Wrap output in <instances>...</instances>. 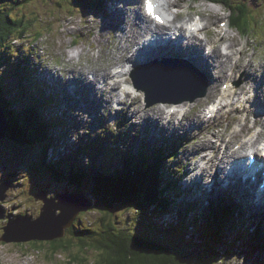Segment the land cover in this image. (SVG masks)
<instances>
[{"label":"rangeland","instance_id":"374dc122","mask_svg":"<svg viewBox=\"0 0 264 264\" xmlns=\"http://www.w3.org/2000/svg\"><path fill=\"white\" fill-rule=\"evenodd\" d=\"M175 1L176 3L173 8L170 9V11L173 16L179 15L176 18L180 19V17H182V20L187 17L188 19L191 18L195 13H200L203 15L204 19H206L203 20V22L206 23V25L208 24V38L210 39L209 42H213L218 37H223V39L232 43L235 50L234 56L238 55L237 49H239L243 43L246 44V47L243 50V56L245 59L246 57H251L253 69L257 73L253 75L251 84H249L250 89L255 91L254 87L252 86H254L257 82H260L261 79H264V0H245L251 7L254 8L253 10H255L254 13L256 15V28L254 32L256 35H241L232 26L220 34L216 22L222 18L226 19V17L231 15L229 14V8L224 4H222V6L212 5V3L210 4V2L205 0ZM124 3V1L119 2V4L123 7L129 6V10H127V12H133L134 8H140L141 10V2L140 5L137 3V6L135 4L132 6L127 2L125 4ZM3 6L5 8H9V14L12 18H18L19 16H22L23 24L27 25L26 29L28 30V34H24L22 38L16 39L14 42H10V44L8 42L6 54H3V60L0 59V79L8 84L7 91L2 92V95L7 94L9 97H12L13 95L17 94V86L21 85H15L16 78L14 68V64L16 63L20 54L27 56L26 59L21 58L19 60L20 64L24 66L23 62L27 63L28 70L34 72H38L39 70H37L34 65L33 70L31 69V66H29L30 61L34 62L35 60H38L33 53L35 52L37 56L40 53L43 54V59H45V62L38 60L39 65H41L43 68L49 69V75L52 74V70H58L55 73L57 78L60 79L61 76V78L64 80H66L68 77V73H64L62 69L64 62L67 59V57H65L67 54L73 57V61L76 65H78V68L81 65H86L91 71L101 69L103 66L107 68V71L109 70V67L113 64L114 60H108V48L112 47V55L118 54L119 59L117 61L121 60L120 57L122 55L119 53L120 50L117 49V43L114 39L120 34L121 29H124V26H122L121 20H117L119 16L117 14H113V7L110 3H108V6H105L104 4V8L106 7V9L109 11H106L107 15L105 16L102 15L101 8L96 7L93 9L92 3L86 4L87 8H84V11H81L79 7L73 8V0H6ZM210 6L216 8V11L210 10ZM81 20L90 22L91 30L99 32L101 34L100 38L98 39L95 37V34L92 33L89 36V39H84V37L80 34L79 25L75 26L76 23L80 24ZM125 23V27L132 26L128 18L125 19ZM75 28H78V33L81 36L75 35L77 34L75 32L77 29ZM73 32L74 34H72ZM37 33H39L40 36L34 37ZM204 33L205 30L202 34H200V36L203 37ZM77 37L79 41L74 43V40ZM71 40L72 45H69ZM123 42L124 38L121 39L120 44L122 45ZM130 44L131 43H127V48L130 46ZM208 46H210V44H208ZM206 49L207 51L209 50L208 47ZM123 53H125V50ZM229 67L231 68L232 66ZM229 67H227V70ZM230 68L229 72H233V75H236V82H234L232 87L237 88L239 83H241L242 78L245 76L244 70L241 69L237 72L236 67L235 71ZM32 76L33 73H30V77ZM222 82H224L223 79L218 81V90ZM206 83L208 87L209 81L207 78ZM262 87H264V83H262ZM199 90L200 87L185 90L181 92L180 95H196ZM245 93H247L246 96L254 94V92H249V88ZM245 93L243 95H245ZM261 93L264 94V91ZM230 96L231 100L233 95ZM52 98L53 97H50L48 105H45V108L47 111H57L58 117H48L43 109L42 110L44 112H41V119L43 122L49 123L50 120V124L52 123L51 129L49 127H46L45 129V135L48 138L47 140L51 139V142H53V146L46 150V160L48 162L55 164L59 158L63 157L70 160L74 159V161L84 166L85 169L90 172L92 167H102V165H104V167H112L113 169L120 170L123 160L127 155H130L133 159L138 158L141 161L144 157L148 158V160H151L152 154L155 153L153 150L156 148L150 146L146 150H140L141 147L137 145L138 141H134L133 139L135 137L132 135L134 132H137V135H139L137 137H141L144 128L147 127H144L145 123L143 119H136L134 117L131 118L129 115L128 119L124 123L118 124V134L120 135L122 132L123 135H126L125 139L118 141L112 132L107 131L105 126L91 127L90 124L88 125L86 123L77 125V120L75 117L70 114H65L63 111H61L60 109H63L62 103H60L58 100L53 102ZM26 99V102L28 103L29 98ZM157 99L158 95H150L151 101H156ZM194 101H198V98H195L192 102ZM254 101L255 98H252V101L250 102L252 109L250 111L243 110V108L240 107V104L235 105L234 108L238 110L235 113L239 115V118L235 116V118H238V120L234 119L230 123L229 127H227V123H225V126L223 125L225 117H221L222 119L219 123H216L218 119H215L217 117H214L205 121L201 128L196 125L193 126V130L199 132L201 135L200 138L202 139V142L211 141L212 143L210 148L205 149L204 152L200 151V154L204 156L206 153L212 150L215 155L219 151H223L225 142L228 141L226 138L223 140L222 136L224 133L226 134L227 132H231L235 129L244 128L243 135H247V131L253 129L251 126L254 123L257 113L261 112L259 111L258 107H253ZM159 103L161 104L164 102ZM195 103H198V107L188 111L186 116H184L182 119L185 124H188V121L195 117L199 110L202 111L206 107L204 106L205 102L200 103L198 101ZM156 104L158 103L147 106L146 103H141L138 108L136 105H134L137 116L144 115V117L148 118L150 123L147 124H149V127L150 125L156 124V122L154 121L155 119L151 118V114H145L147 110H143V108L152 107ZM168 104L171 103H165V105ZM200 104H203L202 106L204 107L200 106ZM17 106H22V103H13V107L16 108ZM156 107L160 108L164 106L156 105ZM245 117L248 118L247 122L244 120ZM121 119L122 115H118L115 122L120 121ZM262 120H264V115ZM59 121H65L66 125L60 126L57 124ZM173 122L176 121L173 120ZM255 124H259L258 127L262 130V132L259 133V137L261 138L264 135V129L261 127V120L259 119L258 121H255ZM156 127L155 128L158 131H164L163 128L159 127V123ZM158 133L159 132L155 131V134L152 136L158 142L157 148L161 149L162 155L167 158L160 167V173L163 171L165 172L164 179H161L158 184L159 186L165 185L167 180L171 181L172 183H177L170 191H166L164 193V196L171 194L172 196L177 197V202L173 205L168 204L167 211L156 210L154 212L152 217L154 222L160 224L159 226L161 228L156 227V230L160 232H155V230L150 232L146 230L144 226H142V229L139 226L135 228L130 226V223L134 222V220L131 219V216L133 214L135 215V212L133 211L130 214H124L125 211L117 212V214L114 215V218L119 217V219L115 225L117 227L127 226L128 228H132L137 233H140L143 230L144 233L148 232L152 236L160 237V234H164L162 228H167L172 224L175 225L174 223H176V221H180V219L185 217V242L180 241V243L173 244L171 241L167 240V238L172 239V237L166 236V234H164V239L162 241L165 243L169 242L168 245L178 251L181 249L178 247L183 246L184 250L189 252L191 257H200L202 255H199L200 252L208 251L209 244L213 243L211 241L200 242L199 233L204 226L201 224V220L207 218L209 210H213V213L215 210L218 213V216L222 217V211L218 208L220 199H216L212 207L207 204L206 200H190V190L188 189L187 181L190 179V176L188 175L187 177H183V173H176L172 175V173H170V171L167 169L168 166L171 167V170H173L172 167L175 166H180L184 169H187L185 153H187V150H189L190 146L195 145L197 140L192 139L188 142L190 145L185 146L181 143V136L179 143L178 138L172 136L171 131H168L166 133V138L168 137L171 140L175 139L177 145L179 148H181L177 150L175 155L172 157V160H170L168 157L170 150L166 145L161 143L162 135L161 133ZM215 133H218V135ZM244 136H240L236 142H241ZM219 141L222 142L220 143ZM99 145H101L102 149H104V153L102 154L97 153ZM129 146H131L132 149L131 153H128L126 150V147ZM75 151H79V153H75ZM149 152H151L150 155ZM40 155L41 150L36 146L20 145L6 138L0 140V181L6 180L4 189L0 188V209L3 214V216L0 217V235L3 233L5 227L8 226L9 222H15V217L17 214L27 212L28 214H31L32 217L36 216L41 204L38 200L33 198V194L38 189L44 190L47 196H51L52 193H56L58 191L62 192L66 183L69 185V182H66L65 180L60 182L61 179L55 176L53 172L45 171L43 169V164H40L39 162ZM102 160H105V162L103 163ZM174 161H177V163ZM182 178L184 180L182 181L181 185L179 184V181ZM211 181L212 180L210 178L208 183H211ZM86 187L87 184L84 177L83 186L81 188L87 192L88 189ZM229 189L235 190V187L231 186ZM217 191L218 190H216V193ZM204 197L206 198V194ZM207 199H213V192L210 193ZM190 202H192L190 205L194 207L193 210H191L192 208L188 204ZM188 206V210H191L190 212H187L186 210ZM100 210L101 209H99V211ZM238 212L239 211L236 207L235 210L230 212L228 217L224 215L226 222L221 225L223 233L228 236L229 243H234H232V245L230 244L231 246L228 248L223 247L224 244L217 246L215 245L213 249L215 251H223L224 254L221 257L214 259L213 254H210V257L207 255L209 260H206V264H264V228L258 227L260 223L264 222V217L256 216L251 210H248V212L244 213L243 216H241ZM118 213H122L124 215L119 216ZM213 213H211V217L209 219L210 221L214 219ZM197 217L198 223L196 222L194 225L192 221ZM97 218H99V212L98 209L93 205L85 211L78 212L72 222L75 221L81 227H90L92 225V221L96 220ZM189 223L193 224L194 227L190 226ZM244 224L249 227V232L251 233L250 239L240 238ZM28 243L29 242L5 243L0 241V264L76 263H66L67 257L65 254L61 255V253L52 254V256H44L42 253L31 250L30 247H28ZM180 252L185 254L183 250ZM189 254H187L186 257L188 256V258H190ZM90 255H93L92 251L87 253V258H90ZM254 257L258 258L259 261L255 260ZM194 264L200 263L197 261Z\"/></svg>","mask_w":264,"mask_h":264},{"label":"trees","instance_id":"16d2710c","mask_svg":"<svg viewBox=\"0 0 264 264\" xmlns=\"http://www.w3.org/2000/svg\"><path fill=\"white\" fill-rule=\"evenodd\" d=\"M5 1L0 0V5L3 8ZM87 1L89 0H73V8H87ZM208 1L224 4L229 8L231 25L236 30L240 32L247 30L249 32L255 31L256 18L251 11L247 12L248 4L246 1ZM9 11L0 13V48L4 47L5 41H7L6 45H8V42L10 44V39L13 35L20 39L24 34H28L27 26L23 24L22 16L12 18ZM36 36H40V34L37 33L34 37ZM36 111L34 107H30L28 111L17 114L5 111L6 116L11 115L8 119H12L9 122L7 137L21 142L29 130H33L34 136L40 140L39 136L42 134V130L36 125ZM14 118L20 121V123H17V120L15 121ZM148 161V158H144V160H140L141 163L139 164L136 159L130 156L124 158L120 170L113 169L112 167H110L112 169L92 170L89 176L86 175L88 180L87 185L91 186L89 189L95 198L94 206L98 209L99 218L92 221L90 227H81L75 221L72 222L66 228L62 237H55L51 240L33 239L29 243L30 249L42 253L44 256H52V254L57 253H61V255L65 254L67 257L66 263L77 262L78 264H87V262L88 264H194L197 261L200 264H206V260H209L207 255L210 257V254H220V251H215L213 248L215 245L226 244V242L225 238L221 236L222 230L218 228L212 229L211 232L206 228L207 233L202 231L200 238L206 234L204 241H211L213 243L209 244L208 251L200 252L199 255H202L198 256L195 260L188 258V256L186 257L189 252L184 251L185 254H182L164 243L163 239L161 240L152 236L148 232L144 233L142 230L140 233H137L127 226L117 227L115 225L119 217L114 218V215L117 212L124 211V214H130L132 211L135 212V215L131 216L134 222L130 223V226L133 228L139 226L142 229V226H144L146 230L152 232L156 231V227L158 228V225H160H154L152 216L158 208L163 210L167 208V202L164 200L162 193L166 191L168 184L163 187H160L158 184L160 180L158 168L161 161L153 159L145 167ZM42 162L44 163V158ZM61 163L64 166L58 168ZM76 163L78 162L60 160L56 167L53 164L46 167L55 176L68 178L72 183L80 186L82 175L85 176L86 169L81 164L79 168L75 169V166H78ZM108 170L111 171L109 172ZM89 178L92 179L91 182ZM98 178L101 180L99 181ZM99 209L101 210L99 211ZM124 214L118 213L119 216ZM217 220L218 216L216 214L213 222L216 223ZM184 225L185 223L177 226L172 224L167 229H163L165 234H168L170 231H177L181 234L185 228ZM89 251L93 252L92 258H87ZM189 256L191 255L189 254Z\"/></svg>","mask_w":264,"mask_h":264},{"label":"bare ground","instance_id":"6f19581e","mask_svg":"<svg viewBox=\"0 0 264 264\" xmlns=\"http://www.w3.org/2000/svg\"><path fill=\"white\" fill-rule=\"evenodd\" d=\"M110 0H103V5L105 4V6H108ZM135 5L137 6V3H139L140 0H132ZM118 2V0L116 1V3ZM123 2V1H122ZM235 2H237V0H235ZM245 2V0H244ZM247 2V1H246ZM87 3H91L90 1H87ZM176 3L175 0H160V4L163 8H170L172 6H174ZM125 4V3H124ZM211 4V3H210ZM212 5H217V4H212ZM254 8L249 6L247 7V12L249 13L250 11L253 12ZM210 10L212 11H216V8L211 7L210 6ZM102 11V15L105 16L107 15L106 11L109 12L106 7L101 8ZM113 14H117L120 15L119 18H117V20H122V22L125 21L126 19V15L124 14V11L122 8L118 7L117 9L113 8ZM187 17L182 19L180 22L182 23V28L183 29H179L177 30L179 33V40H187L191 43V46H181L178 50H175L177 55H185V57H182V59H186L189 63H191L192 65H195L197 67V69H199V71H201L202 73H204L207 76V79L210 82V85L207 88L205 97L199 99L198 101L200 103H204V106H207L209 103L213 102L214 97L216 96L217 92H218V81L223 79L225 81V83L227 84H232L233 85V81L236 78V75H230L229 73H227V67L232 66L231 69L233 71H235V67H236V71H240L241 69L244 70L245 76L247 78V80H245V82L242 83L236 88V87H229V90L231 92V95H233L232 99L230 100L231 96H228L226 98L225 101H223L225 98H218L216 101L213 102L214 107L215 106H220V110H219V114L216 117H225V121H233L235 119L234 115H232L230 112L234 109L235 105L240 104V107L243 106V101L246 99H249L247 95V93H245L247 91V85L250 82L251 77L253 76V74H257L255 72V70L253 69V64L251 62V57H246V59L243 56V50L246 47V45L239 51V55L234 57V51H233V45L232 43H230L229 41H226L225 39H223V37H218L216 38L213 42H211V46H208L209 41L206 39V37H200L199 35H197L195 32H189L188 35H185V33H187L189 28L185 27V24H188L186 22ZM193 21H197L196 22V26H199L200 24H202V19H194ZM186 22V23H185ZM189 22V21H188ZM130 23L132 24L131 26V31L128 33V35L126 36V41H128L129 39H131L135 34H138L140 32L141 29L143 28H147L149 27L150 29L152 27H150L148 25V21H147V17L141 13V11L139 9H137L134 14L133 17L130 19ZM72 24V23H71ZM79 25V29H80V34L84 37V39H89V36L94 33L95 37H97L98 39L100 38L101 34L97 31H93L91 30V23L86 21V20H81L80 24H75V26ZM206 25V24H205ZM203 25V28L206 29L207 25L205 26ZM188 26H194L196 27L194 24H188ZM75 32L78 34V28ZM163 29L169 31L171 30V27H163ZM151 32H153V30L151 29ZM223 32H221L222 34ZM74 34V32L72 33ZM71 34V35H72ZM115 42L117 43V49L120 50L119 53L121 55L124 56L123 53V44L121 45V37L120 34L117 35L115 37ZM76 43V42H74ZM179 42L177 41L176 43H174V45L176 46ZM224 43L225 45L222 47V49L226 50V54H224L222 52V50L220 49V45ZM7 44V42H6ZM5 44V45H6ZM153 44H156L155 38L153 41ZM69 45H72V40L69 43ZM121 45V46H120ZM2 47V46H1ZM209 48L210 50L207 52L206 48ZM212 48V49H211ZM144 51L149 52L148 49L143 48ZM163 47L162 46H157L156 51L158 53L163 52ZM108 52V60H114L113 62V67H111V72L113 70L114 67H120L122 61L119 60V56L118 54H113V50L107 49ZM115 52V51H114ZM36 58L38 60H40L41 62H45V59H43V54H37L34 52L33 53ZM67 59L65 60L64 64H63V68L62 69H70L71 72H73V70L76 71H82L85 72L87 70H89V68L86 65H81L78 68V65H76L73 61V57L69 54H67ZM150 58H155L154 53H138L135 54V58L131 57L130 60L136 62V64L142 63L147 61ZM123 62L127 63L126 58H123ZM23 64L25 65V62H23ZM176 67V66H175ZM230 68V67H229ZM228 68V69H229ZM261 69V68H260ZM102 70V76L104 78H107V74L109 72H107V68L105 66L101 67ZM58 71V70H57ZM95 71H92L94 76L93 79L90 80L88 79L85 75L81 74V78L78 77H74L72 79V81H74V85H75V91L79 94H82V97L84 99H86L85 94H84V90L81 87V83H78V80H80V82H85L87 81V83L93 88V82H101L103 83V80H100L98 78V74ZM149 72L146 71V74H148ZM138 74V73H135ZM161 75H164V72L161 73ZM179 75V74H177ZM143 76V75H142ZM23 82L22 85L25 84L26 79L23 77ZM41 81V83H40ZM111 82V79L108 81ZM235 82V81H234ZM262 83H264V79L261 80V87H262ZM223 83L220 84V87ZM30 85V89L31 92L33 93V97L34 94L36 96H38L40 98V100L44 103H46V101H44L43 96H40L41 94H45L44 96L48 99L49 95L53 94L54 88L52 85H50L48 82L45 83V85L43 86L42 84V78H40L38 76L37 73L33 72V76L31 77V80L29 82ZM259 90H260V86L255 90L254 92V96L255 98L259 99V103L260 105L264 108V101L262 100L261 97H264V94H261V97L259 95ZM242 97L241 95L244 94ZM55 95V93H54ZM252 95H250L251 97ZM24 97L29 98V104L31 107H34L37 110V107L33 104L32 102H30V97H28L27 95H25ZM95 97V96H94ZM96 99L99 100V97L96 96ZM33 99V98H32ZM264 99V98H263ZM19 100L21 101V99L19 98ZM56 100L60 101V103L63 104V101L60 99V96H55V98L53 97V102H56ZM90 102H87V105L89 106ZM171 103L170 105H168L167 108V112L165 114V106L164 107H156V105L162 106L160 103L152 106V107H145L143 108V110H147L146 111V115L147 114H151V118L155 119L154 121L156 122V124H154V126H158V123H161L162 120H164L165 122H173L171 121V119L174 118V116L178 113L179 111V107L181 105V103ZM203 104H200V106H202ZM259 104H257V102L255 101V103L253 104V107H260ZM202 106V107H204ZM41 107L43 108V110L46 112L47 116L48 115V111L47 109L41 105ZM174 108V111L171 112V114L169 115V109L170 108ZM177 107V108H176ZM197 106H188L187 109L188 111H191L192 109L196 108ZM176 108V109H175ZM252 108V105H251ZM251 108H249L248 110H250ZM223 109H225V114H223ZM262 109V108H261ZM122 110V109H121ZM149 112V113H148ZM208 113V111H207ZM206 113V114H207ZM206 114L202 115L201 113L197 114L195 117L191 118L188 123H190V125H183L181 124V122H183L182 120H179L177 122H173L174 123V127L175 128H179L180 129V134L182 137V142L185 146H189L190 144L188 143L190 140L195 139L197 140L195 145L190 146L189 150H187L186 153V160H187V164L188 166L187 169H184L182 167H179L180 171L185 174V176H188L189 173H195V171L190 172L188 171V168H199L201 169L203 172V179L200 180L199 183L195 184V181L190 178L188 179V186L191 189V198L193 199H198L204 201L207 199V197L205 198L203 193L204 192V183L207 182L205 179L207 178V174L208 170L207 167L214 165V169L215 172L213 176L216 179V176L218 175V173L220 172H224V163L226 162V159H228L230 156H235V159L238 160L239 158L243 157V152H247L250 148H255V144L257 143V139L256 140H251L252 136L250 139H247V137H244L241 141V146L238 149H233L232 146L234 143H236L238 137L234 138V135H236L238 133L239 130L235 129L233 132H227L226 134L224 133V137L226 139H228L227 142H225V147L223 149V151H219L218 153H216L214 155V153H212V155L210 156H203L200 154L201 152H204L205 149H208L212 146L211 141L208 142H202V139L200 138L199 133H196L195 130H193V126L199 124V123H203L204 121H207L206 119ZM169 115V118H168ZM89 119H91L96 125H98L97 120L94 118L93 115H88L87 116ZM149 117V116H148ZM150 118V117H149ZM261 119L260 117V113L258 114L257 117H255V120ZM63 123V121H61ZM50 124V120L49 123ZM87 124H91L88 120H87ZM193 125V126H191ZM160 126V125H159ZM166 125L163 124L162 127H165ZM262 128L264 129V121L261 123ZM160 127V128H162ZM157 128V127H156ZM170 127H167L165 130H169ZM242 129V128H241ZM129 131V130H128ZM130 132V131H129ZM262 132V130H260V133ZM259 133V132H258ZM216 135H218V133H215ZM139 136V135H137ZM142 138H138L135 137L133 140H141L143 144L148 143L149 146H152L153 148H157L156 146V141H154L152 138H147L148 135L146 134L144 136V134L141 135ZM158 136V135H157ZM156 136V137H157ZM222 136V135H221ZM222 136V138H223ZM165 138V137H164ZM219 139V138H218ZM221 140V139H220ZM224 140V139H223ZM222 142V141H221ZM192 145V144H191ZM219 145V144H218ZM127 150V149H126ZM132 152V150H131ZM61 153V152H60ZM98 153V151H97ZM63 154V153H62ZM99 154V153H98ZM151 154V152H149V155ZM59 155V154H58ZM88 158V157H87ZM167 159V158H165ZM137 163H141L140 159H136ZM172 160V159H170ZM206 161V162H204ZM156 162V161H155ZM175 163H177V161H174ZM199 163L203 164L202 166L199 165ZM236 163V162H235ZM149 164H147L148 166ZM239 166V165H237ZM242 167L239 166V170H241ZM150 169V168H149ZM167 169L170 171V173H174L175 172V168L172 167L173 170H171V167L168 166ZM224 177H228L227 175H225ZM235 177V176H234ZM98 180L100 181L101 179L98 178ZM89 181L91 182L92 179L89 178ZM237 183V182H236ZM249 190H245L242 187H235V190L231 191L230 193L226 194L224 196L223 192L221 191V195H219V199L223 200L231 203V205L236 206L238 211L243 214L244 213V209L247 207V201L248 200V195L246 194ZM206 194V193H205ZM250 194V193H249ZM168 200L170 203L174 202V198L172 196L168 197ZM191 200V199H190ZM230 207V206H228ZM231 208V207H230ZM77 214V213H76ZM76 214L74 215V218L76 216ZM197 220V219H196ZM198 221V220H197ZM223 237L227 238L228 236L226 234L223 233ZM255 260H258V258L254 257ZM234 261V259H233ZM246 261V258H245Z\"/></svg>","mask_w":264,"mask_h":264},{"label":"water","instance_id":"95a60500","mask_svg":"<svg viewBox=\"0 0 264 264\" xmlns=\"http://www.w3.org/2000/svg\"><path fill=\"white\" fill-rule=\"evenodd\" d=\"M147 71L144 78L141 73L135 74L138 85L146 93L157 92L159 97L157 101H171L167 96L197 86L198 81L186 74L184 76H172L170 73H154ZM146 78V79H145ZM204 95V90H200L197 95L190 96L191 100L195 97ZM155 101V102H157ZM153 102L149 101L148 104ZM9 123L3 116L0 109V138L4 137ZM42 201L39 214L36 218L25 216L16 219L15 222H9L3 233L0 235V241L3 242H25L33 239L51 240L55 237H62L65 228L69 227L78 212L85 211L94 205L93 199L83 193L64 192L58 193L51 198H47L43 192L37 197ZM0 209V217H2Z\"/></svg>","mask_w":264,"mask_h":264},{"label":"clouds","instance_id":"9594fccd","mask_svg":"<svg viewBox=\"0 0 264 264\" xmlns=\"http://www.w3.org/2000/svg\"><path fill=\"white\" fill-rule=\"evenodd\" d=\"M16 1V0H15ZM6 2V1H5ZM4 2V3H5ZM9 10V8H3L2 7V5H0V13H3V12H6V11H8ZM23 21V20H22ZM27 26V25H26ZM16 39H19V38H16L14 35L13 36H11V43L12 42H14ZM8 40V39H7ZM4 45V48L2 47V48H0V59L1 60H3V54H6V47H8V45H6L5 46V44H3ZM2 51V52H1ZM0 109H1V111L3 112V116L5 117V119H6V121L9 123L12 119H8V117L10 118L11 117V115H8V116H6L5 115V111H8V112H10L11 114H17L15 111H13L12 109H10L8 106H7V104H6V102H4V100H3V97H2V95H1V93H0ZM55 113H57V111H55ZM7 114V113H6ZM14 120L16 121L17 119L16 118H14ZM17 123H20L18 120L16 121ZM52 124V123H51ZM9 128V127H8ZM32 133H33V135H32ZM7 134H8V129H7V132H6V134H5V136L4 137H2V138H0V140H2V139H4V138H6V139H8V140H11V141H13V142H15V143H17V144H20V145H24V146H36V147H38L40 150H41V155H40V159H39V162H40V164L42 163L43 164V166L45 167V168H47L46 166H48V165H52L53 163L52 162H48L47 160H46V150L49 148V147H52V143H51V141H50V139L49 140H47L48 138H47V136L45 135V134H41L40 136H39V138H40V140H38L37 138H36V136H34V132H33V130H29V132H28V136L26 135L25 136V138L23 139V140H21V142L20 141H15V140H12V138H8L7 137ZM30 134V135H29ZM13 139H15V138H13ZM41 143H42V145H41ZM44 158V163L42 162V159ZM49 167V166H48ZM47 169H49V168H47ZM11 174H13V173H11ZM61 180L60 181H62V180H65L66 182H69V185H68V187L67 188H69L66 192H73L74 193V191H72V189H78V186L77 185H75L74 183H72L70 180H68V179H62V178H60ZM5 185H6V180H3V181H0V188H2V189H4V187H5ZM45 193V196L47 197V198H51V197H53L54 195H56L55 193H52L51 194V196H47L46 195V192L44 191V190H42V189H38L34 194H33V198L35 199V200H38L39 202H40V204H41V206H42V201L40 200V199H37V197L38 196H40L42 193ZM58 194V193H57ZM84 195H87L86 193H84ZM92 197H90L91 199L93 198V200L95 199L94 197H93V195L92 194H90ZM94 202V201H93ZM41 206L39 207V209H38V211H37V213H36V216L35 217H32V215L31 214H28L27 212H22V213H20V214H15L16 215V219H19V218H21V217H25V216H28V217H31V219H34V218H36L37 216H38V214H39V211H40V208H41ZM72 223V222H71ZM65 230H66V228H65ZM65 233V232H64ZM3 242V241H2ZM25 242H29L30 243V241H25ZM5 243H7V242H5ZM16 243H21V242H16ZM29 243H28V247H30L29 246ZM92 256L93 255H90V258H92ZM77 263V262H76ZM78 264V263H77Z\"/></svg>","mask_w":264,"mask_h":264},{"label":"snow or ice","instance_id":"6c2138e0","mask_svg":"<svg viewBox=\"0 0 264 264\" xmlns=\"http://www.w3.org/2000/svg\"><path fill=\"white\" fill-rule=\"evenodd\" d=\"M144 8L147 11L149 16H152L157 22H162L160 17L155 15L156 5L153 3V0H144Z\"/></svg>","mask_w":264,"mask_h":264}]
</instances>
